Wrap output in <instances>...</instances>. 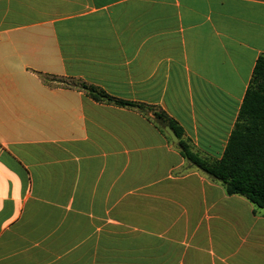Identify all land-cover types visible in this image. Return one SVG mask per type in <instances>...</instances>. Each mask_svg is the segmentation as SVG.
<instances>
[{
  "label": "crops",
  "instance_id": "obj_1",
  "mask_svg": "<svg viewBox=\"0 0 264 264\" xmlns=\"http://www.w3.org/2000/svg\"><path fill=\"white\" fill-rule=\"evenodd\" d=\"M262 56L264 0H0V264H264L176 147L224 158Z\"/></svg>",
  "mask_w": 264,
  "mask_h": 264
},
{
  "label": "trees",
  "instance_id": "obj_2",
  "mask_svg": "<svg viewBox=\"0 0 264 264\" xmlns=\"http://www.w3.org/2000/svg\"><path fill=\"white\" fill-rule=\"evenodd\" d=\"M40 77L48 81L45 75L40 74ZM80 88L97 102L144 108L110 97L95 87L82 85ZM157 117L164 126L171 127L178 138L181 137L174 123L163 113H157ZM176 147L193 167L221 182L229 196L245 198L255 210L264 209V56L259 58L255 66L237 129L224 158L220 162H206L192 152L184 141H180Z\"/></svg>",
  "mask_w": 264,
  "mask_h": 264
},
{
  "label": "water",
  "instance_id": "obj_3",
  "mask_svg": "<svg viewBox=\"0 0 264 264\" xmlns=\"http://www.w3.org/2000/svg\"><path fill=\"white\" fill-rule=\"evenodd\" d=\"M165 131L170 136V138L172 139V141L174 143H178L179 142V138L177 137V135L175 134V132L171 129V127L167 126L165 128Z\"/></svg>",
  "mask_w": 264,
  "mask_h": 264
}]
</instances>
